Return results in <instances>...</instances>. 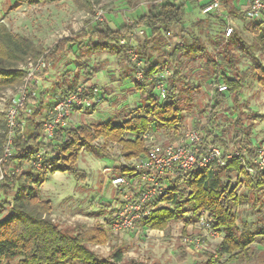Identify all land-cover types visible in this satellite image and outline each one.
I'll use <instances>...</instances> for the list:
<instances>
[{
    "label": "trees",
    "instance_id": "obj_1",
    "mask_svg": "<svg viewBox=\"0 0 264 264\" xmlns=\"http://www.w3.org/2000/svg\"><path fill=\"white\" fill-rule=\"evenodd\" d=\"M47 1L56 0H31L32 3ZM102 1L86 0L92 11L94 4H100ZM150 1L153 2L147 12L136 15L130 24H122L114 29L107 22H96L91 31L82 35L77 43L79 48L78 45L87 37V52L118 56L131 68L134 77H137L139 70L143 71L145 79L136 82V88L145 94L140 110L122 121L111 119L96 124L69 126L48 143L41 139L45 121L35 122L32 116L26 117L17 129L14 151L7 161L3 162L5 179L0 182V264H8L9 259L16 257L19 258L16 264H148L136 259L125 260L122 248L115 249L109 257H100L92 250L90 244L105 242V231L101 226L83 232L79 229H66L56 222L52 217V201L41 199L39 195L42 186L49 180V175L63 172L83 180L85 175L81 173L77 163L85 148H91L97 157L103 158L108 157L105 148L111 143H116L120 147L116 156L118 159L143 160L153 145L145 135L152 136L154 132L165 131L173 137L180 136L184 113L177 98V82L181 80L179 68L185 58L192 61L203 59L213 70L205 73V81L211 80L213 86L224 84L227 87L228 94L215 91L209 122H213L215 117L224 111L229 99H232L233 107L240 104L239 97L244 80L239 78V65L243 55H247L256 64V76L264 87V66L255 54L258 50L264 52V22L261 21L254 23L252 27L256 35L254 43H247L244 37L237 34L235 40L232 37L219 42L215 53H210L199 38L190 42L182 36L181 43L176 44L173 50L166 54V62L171 64L174 72L166 87L167 96L162 99L156 84L162 80L159 78L162 75L158 77L157 74L161 73L164 67L161 63L153 61L152 52L158 47V41L174 27L181 26V31L187 32L184 23L187 1ZM134 2L128 0L129 4ZM229 12L235 17L246 16V12L238 10L235 5L230 7ZM141 27H144L143 39L138 35ZM186 35L189 37L188 33ZM74 40L76 39L71 38L63 41L72 52H75ZM134 45L137 47L140 61L143 62L141 67H135L130 59L129 54ZM61 46L62 43L57 44L45 54V58L53 61L54 57L63 51ZM234 47L243 55H237ZM41 54L42 50L30 38L14 34L6 25L0 24V103L9 91L24 82L26 72L21 64L29 58L37 59ZM84 66L87 67V64ZM150 77H157L153 80L155 89L147 90ZM76 88L74 81H71L66 85L62 96ZM29 104L34 114L41 112L43 105L37 92L29 96ZM196 127L199 128V125ZM251 134L252 126L245 128L242 124L241 129L235 131L229 146L221 136L208 131L203 138L202 153L213 146H221L225 155L232 146L239 145L241 148H247L246 161L236 156L224 165L212 161L208 166L194 171H175L174 175L164 181L167 184L165 193L154 201L153 210L139 222V226L165 230L172 221L178 219H184L188 225L197 220L202 211H206L214 221V227L224 235L220 244V257L227 255L230 260L248 258L258 239L264 243V214L254 222L255 231L245 225L246 230L242 232L234 210V205H239L247 198L248 193L255 195L256 207L257 195L264 190V170L250 173L246 168L247 165L253 164L258 152L251 140ZM98 139L105 147L95 144ZM6 140V114L0 109V159ZM40 151H45L44 163L48 171L37 169L33 165L32 160ZM17 169L22 171L16 172ZM119 175L127 180H134L139 178L140 172L135 163L124 164ZM239 185L244 187L241 193L237 192ZM210 262L216 264L219 259H214L212 255Z\"/></svg>",
    "mask_w": 264,
    "mask_h": 264
},
{
    "label": "rangeland",
    "instance_id": "obj_2",
    "mask_svg": "<svg viewBox=\"0 0 264 264\" xmlns=\"http://www.w3.org/2000/svg\"><path fill=\"white\" fill-rule=\"evenodd\" d=\"M134 1L129 4L128 0H103L100 4H94L92 11L86 0H56L43 3H32L31 0H0V24L6 25L14 34L30 38L42 50L41 56L45 57L46 53L62 43L63 51L59 52L53 61L46 58L48 68L37 78L34 90L38 93L43 107L39 114L31 111L35 122L47 119L54 103L71 81H74L77 87L89 88L94 104L97 105L75 112L70 126L96 124L111 119L122 121L140 110L145 94L136 88L137 78L132 75L131 68L123 59L108 53L87 52V37L77 48L78 40L82 35L89 33L96 22H107L116 29L121 24H130L138 12L141 15L147 12L153 2ZM186 1L187 15L184 23L187 32H182L181 26L174 27L158 41V47L152 52L153 61L161 63L164 67L157 76L162 75L165 87L168 86L174 72L171 64L166 62L168 57L166 54L171 52L176 44L181 43L182 36L190 42H193L194 38H199L210 53L216 52L219 42L232 37L235 40L237 34H241L247 43L256 41L251 35L255 21L251 19L248 21L247 16H243L242 21L239 20V28L232 25L234 31L227 35L229 22L235 18L229 12L230 7L236 5L238 10L246 12L248 0H223L221 8L210 14H204L202 9L207 7L211 0ZM204 4L206 5L201 7ZM99 15L101 19L97 18ZM143 29L144 27H141L138 33L142 39L145 36ZM71 38L76 39L73 41L75 52L69 51L68 44L63 42ZM234 51L237 55H243L236 47ZM129 55L135 67L142 66L143 62L140 61L136 45ZM34 59L29 58L27 62ZM27 62L21 64V67ZM84 64H87V67ZM255 67L252 59L243 55L239 66L241 75L239 78H242L244 83L256 78V75L253 76ZM179 70L181 80L177 82V98L184 113L181 135L173 137L165 131L154 132L151 143L164 148L177 142L190 131L201 132L203 138L211 131L213 135L221 136L230 146L239 127V123L232 118V110L236 109L242 118L243 114L247 116V113H243L247 105L240 103L233 107V102L229 99L224 111L218 114L213 122H209L212 98L216 90L220 91L218 87L224 84L213 86L211 80L205 81V73L213 70L203 59L192 61L185 58ZM89 73L91 75H88ZM154 81L148 82L147 90L155 89ZM17 88L6 94L0 103L2 111L6 110L11 95ZM227 91L224 92L228 94ZM28 105L30 108L31 105ZM197 124L199 128L196 127ZM99 140H96L95 144H101ZM105 150L108 157L100 158L91 148L83 149L77 163L81 173L85 175L83 180L76 179L69 173L57 172L49 175V180L39 193L41 199L52 201V217L62 227L83 232L100 226L104 229L105 242L90 244L92 250L100 257H109L115 249L122 248L125 260L136 259L148 264H214L210 262L212 255L214 259H219L216 264H264V243L260 239L252 246L248 258L230 260L227 255L220 257V244L224 235L220 231L215 233L200 226L197 220L188 225L184 219L174 220L165 230L140 226L131 231H114L110 220L118 205L131 195L133 189L132 184L116 186L113 180L120 177L122 165L133 164L140 159L134 161L118 159L116 156L120 152V147L116 143H111ZM136 180L135 185L139 183V179ZM236 183L235 178L234 184ZM243 191V185H239L237 192ZM257 196L256 207H254L256 197L253 193H248L247 198L239 205H234L242 232L246 230L245 225L251 231H255L254 222L264 214V190ZM197 238L202 240L200 245L193 242ZM18 259L11 258L7 263L16 264Z\"/></svg>",
    "mask_w": 264,
    "mask_h": 264
},
{
    "label": "built area",
    "instance_id": "obj_3",
    "mask_svg": "<svg viewBox=\"0 0 264 264\" xmlns=\"http://www.w3.org/2000/svg\"><path fill=\"white\" fill-rule=\"evenodd\" d=\"M223 0H211L209 5L202 9L204 14H209L218 10L222 6ZM246 16L258 22H264V0H250L246 10ZM101 19L100 15L97 17ZM234 29L227 28L229 36ZM143 34V31L140 32ZM137 56V55H136ZM134 57V55H133ZM132 57V58H133ZM139 62V61H138ZM140 64V62H139ZM141 67V66H139ZM48 68L47 60L41 56L34 60H29L22 69L25 70L26 76L24 82L17 88L16 92L11 95L8 106L4 111L6 114L7 124V140L4 145L3 156L0 159V182L5 179V171L3 170V162L13 154L14 139L17 136V129L24 123L26 117L31 116V108H29V96L35 95V85L40 74ZM159 77V76H158ZM137 80L145 79L142 70L137 73ZM157 77H150L148 82L153 81ZM159 78H162L159 77ZM165 83L162 80L157 81L156 88L161 93V98L165 99L167 90ZM221 92L227 90L226 86L218 87ZM8 93H11L9 91ZM94 101L89 88L77 87L71 93L62 96L60 95L50 110L47 119L44 122L42 140L45 143L52 141L58 134L62 133L63 129L70 126L72 116L78 110H84L94 107ZM150 142L152 136L145 135ZM203 136L199 131H190L184 137L166 147L152 145L143 160L137 161L136 165L140 172V190L137 195L131 194L120 203L110 220L112 229L116 232H124L136 230L139 222L150 215L153 210L154 201L163 195L167 189V184L164 182L170 176L174 175L175 171H194L197 168L206 167L212 161H218L221 164H226L228 160L234 157H239L246 161L245 154L247 148L232 146L224 155V150L221 146H213L205 152H201L203 148ZM253 164L247 165V170L250 173L264 170V143L258 148ZM45 151H40L34 157L33 165L40 170L48 171L47 165L44 163ZM22 170L17 169L16 172ZM132 181L123 177L113 180V184L121 186L122 184H130ZM197 222L200 226L219 233L214 227V221L210 218L209 213L202 211ZM193 242L200 245L202 240L195 239ZM221 250V247H220Z\"/></svg>",
    "mask_w": 264,
    "mask_h": 264
},
{
    "label": "crops",
    "instance_id": "obj_4",
    "mask_svg": "<svg viewBox=\"0 0 264 264\" xmlns=\"http://www.w3.org/2000/svg\"><path fill=\"white\" fill-rule=\"evenodd\" d=\"M249 3H250V0L247 1V7L246 8H248ZM138 13H137V15H138ZM247 19H248V21H250V19L248 17H247ZM234 20L229 22L228 27L233 28V26H236L239 28V20H241V18L235 17ZM263 28H264V25H263ZM239 35L242 36L241 34H239ZM251 35L253 37H255V39H256V35L253 32V30H252ZM255 54H256L257 59L264 66V52L258 50L255 52ZM254 75H256V70L253 73V76ZM239 98H240V103L242 105H247V109H245V108L243 109V113L244 112L247 113V116L243 114L242 118H240L238 113H237L238 111L236 109H233L232 110V113H233L232 118L235 119L237 123H239L238 129H241L242 124H244L245 128L252 126L251 140L253 142L254 147L258 148L264 141V87H262L261 84L259 83L257 76H256V78L248 80L246 83H244ZM231 101H232V99H231ZM238 119H240L239 122H238ZM134 162H135V164L137 163L136 161H134ZM136 179H139V178H136ZM136 179L131 180L132 182L130 183V185L132 184V189H133L131 194H135V195H137L139 190H140V179H139V183H137V185H135V183H136L135 181H137Z\"/></svg>",
    "mask_w": 264,
    "mask_h": 264
}]
</instances>
